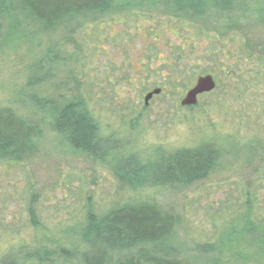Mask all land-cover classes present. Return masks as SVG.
<instances>
[{"label": "rangeland", "instance_id": "374dc122", "mask_svg": "<svg viewBox=\"0 0 264 264\" xmlns=\"http://www.w3.org/2000/svg\"><path fill=\"white\" fill-rule=\"evenodd\" d=\"M128 2L39 33L20 0H0V108L34 118L38 98V118L51 120L82 100L101 135L116 134L108 149L126 147L122 153L157 165L171 152L210 145L221 153L219 164L184 186L136 189L109 160L69 150L64 137L44 131L35 154L0 164V257L26 245L49 254L32 264H81L63 251L82 248L89 213L150 203L175 217L165 247L180 260L264 264V224L248 232L249 196L253 215L264 208V16L196 17L149 0ZM221 66L233 76L220 74ZM173 73L184 74L189 87L212 74L220 90L190 109L179 105L188 89L181 84L171 93L166 85L146 105ZM198 244L217 246L205 253Z\"/></svg>", "mask_w": 264, "mask_h": 264}, {"label": "trees", "instance_id": "16d2710c", "mask_svg": "<svg viewBox=\"0 0 264 264\" xmlns=\"http://www.w3.org/2000/svg\"><path fill=\"white\" fill-rule=\"evenodd\" d=\"M246 1L149 0L165 5L178 13L196 17H229L232 16L231 13L240 15L241 18L248 15L264 16L260 15L264 14V0H252L247 3ZM20 2L22 16L31 23L32 28H36L35 32L39 33L54 32L61 27L80 23L85 18L98 19L117 8H123L124 4H129L126 3L127 0H20ZM1 29L0 24V34ZM230 54V51L223 54V58L229 59ZM219 69L220 74L225 72L227 76H233L226 67L221 66ZM183 75L171 74L167 78L168 81L157 85L148 94L160 90L161 96L167 90L166 85L171 93H174V88L181 84L188 89V92L200 77L214 78L212 74L203 73L193 78L194 85L189 87V83L184 82L186 78H183ZM214 80L216 89L204 96H214L220 90L221 84L216 81V76ZM183 98L184 96L180 100V106ZM32 106L35 108L34 118L25 117L14 107L0 108V164H16L35 154L43 139L44 131L64 137L68 142L69 150L85 152L94 159L109 160L121 177L136 189L187 185L209 174L221 159V153L215 147L202 145L193 150L171 152L170 157L160 158V163L155 165L154 161L148 159L142 161L129 152L122 153L126 147L119 149L118 152L116 148L108 149L107 145L114 141L116 134L103 137L99 123L89 105L82 100L69 103L60 113L52 115L51 120L38 118L40 112H43V108H39L41 100L35 98ZM129 127L132 129L134 124H130ZM248 199L249 232L253 225L259 227L264 224V208L258 209L260 217L253 215L255 202L250 196ZM33 220L35 221L34 216ZM175 224L176 220L172 214L150 203L126 204L109 211L102 217L89 213L87 225L80 234L82 248L63 251V253L81 264H190L177 258L173 250L165 247ZM245 230L244 228L243 231ZM198 245L205 253H213L214 246H217L216 244ZM48 256L45 249L26 245L14 246L7 254L0 257V264H32L35 261L41 262Z\"/></svg>", "mask_w": 264, "mask_h": 264}, {"label": "water", "instance_id": "95a60500", "mask_svg": "<svg viewBox=\"0 0 264 264\" xmlns=\"http://www.w3.org/2000/svg\"><path fill=\"white\" fill-rule=\"evenodd\" d=\"M216 89V82L212 76L200 77L194 87L187 92L181 101V107H195L198 104L199 97L213 92ZM161 93L156 90L148 94L145 98V104L148 105L149 101L156 95Z\"/></svg>", "mask_w": 264, "mask_h": 264}]
</instances>
